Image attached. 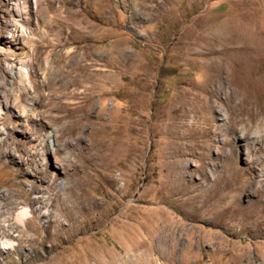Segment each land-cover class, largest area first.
<instances>
[{"label":"rangeland","instance_id":"obj_1","mask_svg":"<svg viewBox=\"0 0 264 264\" xmlns=\"http://www.w3.org/2000/svg\"><path fill=\"white\" fill-rule=\"evenodd\" d=\"M263 73L264 0H0V264H264Z\"/></svg>","mask_w":264,"mask_h":264},{"label":"bare ground","instance_id":"obj_2","mask_svg":"<svg viewBox=\"0 0 264 264\" xmlns=\"http://www.w3.org/2000/svg\"><path fill=\"white\" fill-rule=\"evenodd\" d=\"M2 50H5L4 48H2ZM8 55H15L16 52L14 50H10L7 52ZM21 78L24 77L23 71L20 73ZM261 77L264 79V73L261 75ZM25 78V77H24ZM2 108V107H1ZM0 112H2V110L0 109ZM71 197V196H70ZM69 199V198H68ZM68 201V200H67ZM66 204V203H65ZM69 204V203H68ZM67 206V205H66ZM0 208H1V202H0ZM65 208V207H64ZM67 214L68 215L70 213V207L67 208ZM32 214V211H30L29 209H21L17 212L16 216H15V221L19 226L27 227V222H28V216ZM2 227L0 228L2 230V232L4 233L3 237H0V241H1V245L3 249H8V248H14L16 245V240L14 238L11 237V233L14 232L13 231V227H11V224L9 223V220L7 219V217H4L2 220ZM6 232H9L10 234H7ZM147 251V250H146Z\"/></svg>","mask_w":264,"mask_h":264}]
</instances>
